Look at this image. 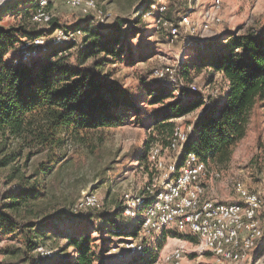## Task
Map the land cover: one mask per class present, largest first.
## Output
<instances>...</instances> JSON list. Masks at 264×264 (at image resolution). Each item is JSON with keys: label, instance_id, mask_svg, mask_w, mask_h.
Here are the masks:
<instances>
[{"label": "trees", "instance_id": "trees-1", "mask_svg": "<svg viewBox=\"0 0 264 264\" xmlns=\"http://www.w3.org/2000/svg\"><path fill=\"white\" fill-rule=\"evenodd\" d=\"M156 1L144 0L145 8L139 17L149 12L150 4ZM38 2L10 0L0 6V168L9 167L8 183H18L0 207V228L14 231L20 245L11 253H19L31 264L33 253L38 246H45L57 221L85 222L97 215L88 209L77 216L59 211L54 221L18 216L25 206L52 195L51 182L58 180L69 148L84 144L93 131L123 125L130 119L142 124L147 119L152 121L157 139L167 146L176 126L174 119L203 106L192 121L184 152L197 154L209 165H224L230 161L235 144L245 137L254 110L264 107V27L227 32L219 53L203 60L211 72L222 74L221 92L204 96L184 86L176 95L170 85L155 78L140 79L136 86L125 85L113 68L107 67L130 59L129 55L123 56L126 48L118 38L111 40L98 32L83 35L82 47L73 43L47 44L45 51L37 50L28 59L18 56L24 39L44 33L36 31L32 21ZM151 14L155 15L153 11ZM51 24L55 28L53 17ZM73 46L76 52L72 60L73 53L69 51ZM189 67L185 61L178 64L181 78H189ZM150 142L144 143L140 154L139 150L132 151L140 166L147 163ZM120 214L121 205L111 216L98 214L105 220L100 233L134 238L139 234V225L132 230V222L122 216L126 228L122 231L117 223ZM161 237L165 238L164 232ZM63 239L64 248H72L74 256L53 264H96V244L90 232L64 234ZM147 251L146 248L132 257L152 256L153 252Z\"/></svg>", "mask_w": 264, "mask_h": 264}, {"label": "rangeland", "instance_id": "rangeland-1", "mask_svg": "<svg viewBox=\"0 0 264 264\" xmlns=\"http://www.w3.org/2000/svg\"><path fill=\"white\" fill-rule=\"evenodd\" d=\"M143 1L96 0L98 6L107 14L106 21L101 25L82 17L77 9L61 3L51 5L49 10L53 15L54 27L81 26L84 35L98 32L111 40L118 38L119 44L126 48L123 56L129 55L130 59L111 64L107 68H113L115 76L125 85L136 86L140 79L152 81L154 79L152 74L156 68L166 64L177 65L185 61L190 66L189 78L182 79L193 83L196 90L204 96L217 94L224 86L222 74L215 76V71L211 72L209 67L203 64L205 60L208 61L219 53L227 31L239 30L242 33L248 28L264 27V0H221L222 21L206 30H202L199 14L212 0H193L191 5L194 10L191 17L196 23L195 32L193 34L183 32L177 39L171 40L164 32L156 29L154 14L146 12L139 17L138 13L145 8ZM157 1L164 2L167 6V17L173 20H178V16L189 6L188 0ZM44 27L34 24V28L38 30ZM69 52L73 53L71 57L73 60L76 46ZM143 96L145 95H141V98ZM202 109L203 106L184 117L174 119V122L183 130L190 128L189 136L192 121ZM151 122L146 119L142 124H138L130 119L123 125L93 131L84 144L79 143L69 148L68 157L61 163L58 180L51 182L52 195L36 200L18 211V216L25 220L54 221L55 214L59 211H63L66 216L78 214L72 211V205L84 193L93 192L99 198L100 208L91 209L97 215L88 218V221L63 219L56 222L49 237L44 241V247L50 249L52 253L43 261H39L41 264H53L68 258L70 260L74 255L72 248H64L63 235L86 231L90 232L96 244L94 247L98 256L96 264H167L164 261L165 253L177 246L183 248L186 264H223L213 254L201 249L195 236L181 233L173 227L150 237L139 231L134 238L127 239L125 235L110 237L100 233L99 229L105 225V220L97 217L100 216L98 214L103 213L105 216L114 214L125 194H141L146 186L155 182V178H159L165 165L174 158V152L168 150L167 146L157 139V132L152 129ZM147 140H151L148 151L152 147H160L158 159L163 164L161 168L154 165L150 158L147 159L148 167L147 163L140 166L136 157L134 158L132 151L139 150L140 154ZM211 167L219 175L210 176L204 181L207 197L221 202L238 201L239 197L234 188L235 182L238 181L247 189L259 192L264 199V107L254 110L247 133L233 147L230 161L224 165L211 164ZM8 170L9 167L0 168L2 187L0 207L6 202L8 194L18 188L16 180L8 183L6 179ZM258 220L264 232V202L258 212ZM118 222L122 231H125V219L121 214L117 217ZM131 222L133 230L138 226V222L135 219ZM7 231L0 228V264L1 262L31 264L27 259L19 257V253H11V250L18 248L20 244L14 231ZM163 232L165 238L161 237ZM125 241L146 242L147 252L150 254L151 250L152 256L146 259H143V255L132 257L133 254L126 251L122 244ZM158 242L161 245H158ZM36 254L33 253L34 259L37 257ZM254 254L248 264H264V235L258 242Z\"/></svg>", "mask_w": 264, "mask_h": 264}, {"label": "built area", "instance_id": "built-area-1", "mask_svg": "<svg viewBox=\"0 0 264 264\" xmlns=\"http://www.w3.org/2000/svg\"><path fill=\"white\" fill-rule=\"evenodd\" d=\"M174 22L165 17L167 6L164 2L156 1L150 4V11L155 13L156 29L162 31L171 40L177 39L183 32L193 34L196 23L191 17L194 10L192 1ZM64 4L77 9L78 13L89 18L97 25L106 21L107 14L96 0H39L32 15L36 25H44L38 31H44L32 38L24 39L19 45L17 53L23 59L35 55L37 50L45 51L47 44L60 45L73 43L82 47L84 35L81 26L69 28H52L53 17L49 7ZM221 0H212L199 14L202 30L219 24L221 18ZM18 61L16 60L15 63ZM220 72H215V76ZM153 77L162 83L170 85L176 95L187 86L189 91H197L193 83H186L178 73L177 65H163L156 68ZM190 129V128H189ZM188 130L176 125L167 145L168 150L174 152V158L165 165L155 182L146 186L141 194H125L121 202L122 216L128 220L135 219L140 231L147 237L156 235L164 229L173 227L181 233H189L197 238V245L201 249L213 254L223 264H248L252 261L258 242L264 232L258 220V212L264 202L259 192L247 189L241 182L236 181L234 188L239 197L238 201L221 202L206 196L204 181L210 176H218L211 165L201 160L193 152H184L188 140ZM160 147L150 148L148 156L154 165L162 167L158 159ZM0 185V190H1ZM99 209L100 201L93 192L84 193L72 205L73 212ZM126 251L139 254L146 251L144 241L122 243ZM36 258L32 264H38L40 258L46 259L52 251L44 246H38ZM182 247L177 246L165 253L167 264H186Z\"/></svg>", "mask_w": 264, "mask_h": 264}, {"label": "water", "instance_id": "water-1", "mask_svg": "<svg viewBox=\"0 0 264 264\" xmlns=\"http://www.w3.org/2000/svg\"><path fill=\"white\" fill-rule=\"evenodd\" d=\"M7 1H9V0H3L2 2H0V6L5 4Z\"/></svg>", "mask_w": 264, "mask_h": 264}, {"label": "bare ground", "instance_id": "bare-ground-1", "mask_svg": "<svg viewBox=\"0 0 264 264\" xmlns=\"http://www.w3.org/2000/svg\"><path fill=\"white\" fill-rule=\"evenodd\" d=\"M3 0H0V2H2Z\"/></svg>", "mask_w": 264, "mask_h": 264}, {"label": "crops", "instance_id": "crops-1", "mask_svg": "<svg viewBox=\"0 0 264 264\" xmlns=\"http://www.w3.org/2000/svg\"><path fill=\"white\" fill-rule=\"evenodd\" d=\"M36 31H38V28H37V30ZM228 32V31H227Z\"/></svg>", "mask_w": 264, "mask_h": 264}]
</instances>
